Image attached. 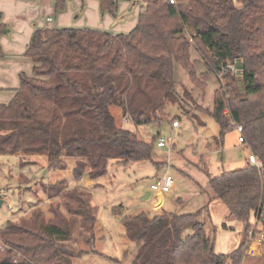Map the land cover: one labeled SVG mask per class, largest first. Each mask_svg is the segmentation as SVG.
I'll list each match as a JSON object with an SVG mask.
<instances>
[{
  "label": "trees",
  "instance_id": "obj_1",
  "mask_svg": "<svg viewBox=\"0 0 264 264\" xmlns=\"http://www.w3.org/2000/svg\"><path fill=\"white\" fill-rule=\"evenodd\" d=\"M98 2L101 12L115 14L118 0ZM140 3L138 21L128 33L86 27L34 30L24 52L32 61L31 75L20 72L14 96L0 104V155H45L53 171L65 170L71 158L75 181L106 175L109 162L149 160L157 166L152 151L159 135L149 141L138 137L126 124H116L111 108H120L135 126L160 124L169 105L183 108L190 93L184 86L182 92L176 89L174 66L203 89L206 84L191 58L194 47L207 70L225 79L214 90L208 112L220 128L215 141L222 147L233 128L230 122L239 123L248 149L260 161L259 167L247 161L208 182L210 200L219 199L245 223L243 239L228 253L215 252L198 212L140 211L124 214L121 224L126 238L138 243L131 264H243L249 258L251 217L262 226L264 244V0ZM64 6L65 0H55L56 11ZM6 28L0 12V36ZM237 59L241 75L228 68ZM46 196L56 204L0 228V264H72V257L86 252L71 251L67 242L76 223L89 235L85 242L93 240L98 206L91 193L60 179L49 185ZM187 224L192 232L183 235ZM249 264H264V252Z\"/></svg>",
  "mask_w": 264,
  "mask_h": 264
},
{
  "label": "rangeland",
  "instance_id": "obj_2",
  "mask_svg": "<svg viewBox=\"0 0 264 264\" xmlns=\"http://www.w3.org/2000/svg\"><path fill=\"white\" fill-rule=\"evenodd\" d=\"M9 1L0 0V3L5 6ZM22 1L28 3L36 0ZM127 1L129 0H118L115 14H111L108 11L101 12L98 0H65L64 8L57 11L55 0H45V9L40 11V14L49 27L58 24L60 27H86L111 32L108 29L114 28L113 24L127 22L133 17V13H136L138 18L141 0H130L125 8ZM93 12L98 21L96 24L91 20L93 17L91 19L87 17V14L92 15ZM187 32H189L188 29ZM191 58L194 61L199 81L206 83L204 89L191 82L186 71L175 65L176 89L182 92L181 88L184 86L190 96L186 97V102H183L184 107L181 109H178L177 105H169L168 115L160 124L135 126L125 121L120 108H111L117 125L126 124L138 137L147 141L158 135L165 138L172 137L171 148L167 150V148L153 145L152 159L157 162V166L149 160L121 165L109 162L108 173L98 178L100 185L94 189L98 210L91 244L85 242L89 235L87 232L82 233L79 223L75 224L71 239L67 242L68 248L75 253L80 250L86 251L80 256L72 257V264H131L138 243L126 238L121 219L124 214L134 215L140 211L148 212L150 215L160 213L165 209L198 212L197 219L202 221L203 229L213 241L214 251L217 253H228L241 243L245 223L230 215L227 206L219 199L210 200L209 196H212V192L208 182L211 177L223 171L245 165L249 149L238 142V132L235 128L226 132L223 147L215 141L220 128L208 112L212 107L214 90L220 84H224L225 79L221 73H216L213 69L212 71L207 70L206 64L194 47H191ZM229 69L236 72L235 65ZM5 94L4 91L0 92V96H5ZM174 119L179 120L180 126L168 128L167 126ZM72 163L73 160L69 158L65 170L49 169L46 174H43L44 170L35 163H23L22 165L15 155H0V182L9 171L14 176L23 174L28 178L31 175L40 177L38 181L29 184L28 188L21 190L15 188L10 192L0 207V228L12 219L27 216L35 208L47 210L51 204H56L57 199H47V189L51 183L60 179H65L71 184L73 181ZM165 174L173 177L176 184L175 189L168 193L171 197L166 199L164 207L155 206L150 209L136 197V187L141 184L145 188ZM8 205L13 207L15 218L7 210ZM119 205L122 206L120 212L114 213L111 208ZM213 220L217 221V226L213 225ZM250 222L252 226L248 234L247 251L249 244L256 251L254 250L255 255L247 252L250 259H243V264H249L256 256L264 252L263 236L259 232L262 226L254 217H251ZM187 230H191L190 224L183 228L182 233L184 234ZM250 232L253 234L252 239L249 236ZM258 240L260 244H257Z\"/></svg>",
  "mask_w": 264,
  "mask_h": 264
},
{
  "label": "crops",
  "instance_id": "obj_3",
  "mask_svg": "<svg viewBox=\"0 0 264 264\" xmlns=\"http://www.w3.org/2000/svg\"><path fill=\"white\" fill-rule=\"evenodd\" d=\"M129 3L130 0L125 3L124 5L125 8L126 5ZM44 9H45V0H36L28 3L22 0H10L9 3L5 6L0 3L2 22L8 28L5 29V32H3L0 36V45L3 52V56L0 57V92L4 91L6 93L5 96H0V104L8 103L14 96L16 89L19 87L18 74L20 72H24V73L26 72L27 75H31L32 61L29 57L24 55V52L26 50L27 45L30 42L34 30L37 28L49 26L46 24L45 20L41 18L40 11ZM140 10H141V3H140ZM90 13L91 12H89V14ZM89 14H87V17L89 19L93 17V19L91 20H93V23L96 24L98 21L96 20L95 13L93 12L92 15ZM137 21H138L137 14L133 13V17L130 18L127 22L125 21L117 22L113 24L114 28L108 30H110L111 33H126L129 30L131 31L135 27ZM106 22L111 23V21L110 22L106 21ZM51 26L60 27V25L58 24H56L55 26L54 25ZM30 69L31 72L29 73ZM167 127L172 128L171 123ZM12 155H15L18 158V161L22 163V165L23 163L25 164L35 163L39 168H42L44 170L43 174H46L49 171L48 160L45 155L25 154L21 151H18ZM246 163H247V158H246ZM39 178H40L39 175L36 176L31 175L30 178L25 177L23 174L14 176L9 171L8 175H5L3 178H1L0 207L4 204V202L8 198L10 192L13 191V189L17 188L21 190L23 188H28L29 184L38 181ZM70 185L71 187L82 188L89 191L92 195V203L97 205L95 201L94 189L100 185L98 183V179L95 180L88 178H80L78 181H75L73 179ZM143 187L144 186L141 184H139L136 187V191H135L136 197H138L137 195L140 189ZM145 188H148V186ZM169 197H171V194H166L163 196V201L161 204L162 207L165 206V201ZM139 201L144 203L150 209L153 208L149 203L142 201L140 199ZM8 207H10V209H8ZM7 210L11 212L13 218H15L13 207L8 205ZM212 223L215 226H217L218 224L217 221L215 220H213ZM79 229L82 231V233H85V231L81 227H79ZM191 232H192L191 230H187V232H185L183 235L189 234Z\"/></svg>",
  "mask_w": 264,
  "mask_h": 264
},
{
  "label": "built area",
  "instance_id": "obj_4",
  "mask_svg": "<svg viewBox=\"0 0 264 264\" xmlns=\"http://www.w3.org/2000/svg\"><path fill=\"white\" fill-rule=\"evenodd\" d=\"M170 3H174L175 0H168ZM234 64H231V65H228V68H232ZM224 113H227V110H224ZM125 121L126 122H130V120L128 118H125ZM230 125L233 126V128H235V130L238 132V141L239 143H241V145L243 147H247V143L243 137V134H242V131H243V127L241 124L239 123H236L234 121H231L230 122ZM171 126L172 128H178L179 127V120L178 119H174L172 122H171ZM171 142H172V137H163L161 135H159L155 141V145L156 147H160V148H167V150H170L171 148ZM247 161L251 164H253L254 166L256 167H259L260 166V161L259 159L257 158V156L251 151L249 150V153L247 155ZM175 181L173 179V177L169 174H165L161 177H158L155 181H153L149 186L148 188L150 190H153L155 192H158L160 193L162 196L168 194L169 192L173 191L175 189ZM250 238L252 239V233L250 232ZM259 243L257 244H260V240H258ZM255 249H252V247H250V244H249V250L247 251L250 255H255Z\"/></svg>",
  "mask_w": 264,
  "mask_h": 264
},
{
  "label": "water",
  "instance_id": "obj_5",
  "mask_svg": "<svg viewBox=\"0 0 264 264\" xmlns=\"http://www.w3.org/2000/svg\"><path fill=\"white\" fill-rule=\"evenodd\" d=\"M3 32H5V30H3ZM235 69L236 75H241L243 65L239 59L235 61ZM138 197L140 200L149 203L152 207L161 206L163 201V196L160 193L150 190L149 188H141Z\"/></svg>",
  "mask_w": 264,
  "mask_h": 264
},
{
  "label": "bare ground",
  "instance_id": "obj_6",
  "mask_svg": "<svg viewBox=\"0 0 264 264\" xmlns=\"http://www.w3.org/2000/svg\"><path fill=\"white\" fill-rule=\"evenodd\" d=\"M252 248H254V247L252 246Z\"/></svg>",
  "mask_w": 264,
  "mask_h": 264
}]
</instances>
